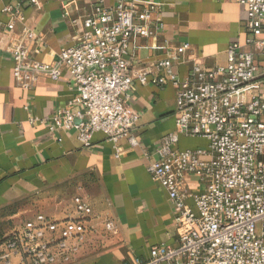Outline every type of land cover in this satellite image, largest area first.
<instances>
[{
  "label": "built area",
  "instance_id": "obj_1",
  "mask_svg": "<svg viewBox=\"0 0 264 264\" xmlns=\"http://www.w3.org/2000/svg\"><path fill=\"white\" fill-rule=\"evenodd\" d=\"M24 2L39 8L38 0L1 8L8 22L0 25V34L3 27L10 29L8 52L17 85L30 89L37 78L56 81L66 71L76 92L50 119L52 135L75 129L80 145L88 148L100 132L111 143L127 138L134 146L136 116L127 104L132 82L171 85L175 91L176 132L161 139L147 171L172 203L177 244L154 246L147 260L124 264H264V0H234L246 8V39L229 44L225 66L206 68L190 58V71L180 78L173 68L185 62L190 45L162 44L150 47L166 55L150 80L147 73L127 74L141 48L138 41L162 29V5L116 0L107 7L99 0L86 15L75 17L77 1L59 0L61 18L79 34L47 66L29 57L36 35L24 24ZM16 22L22 24L18 31ZM72 106L81 109L71 111ZM179 135L205 139L208 150L174 149ZM185 175L195 176L204 190L197 195L182 190ZM73 202L76 218L55 221L38 214L0 239V264L15 256L18 264L68 262L86 239V219L92 217L88 205L79 198ZM102 226L108 234L117 233L111 219Z\"/></svg>",
  "mask_w": 264,
  "mask_h": 264
},
{
  "label": "crops",
  "instance_id": "obj_2",
  "mask_svg": "<svg viewBox=\"0 0 264 264\" xmlns=\"http://www.w3.org/2000/svg\"><path fill=\"white\" fill-rule=\"evenodd\" d=\"M76 1L78 11L74 16L78 17L86 15L99 0ZM102 1L107 7L116 3V0ZM145 1L162 5L163 27L154 28V36L138 41L141 48L127 74L131 77L135 72L147 73L148 80L158 75L156 64L166 55L150 49L152 46L166 44L173 48L188 43L190 51L184 57L185 62L173 68L180 78H185L191 60L200 61L206 68L223 67L229 44L245 42L246 8L234 0ZM16 2L0 0V25L8 22L1 8ZM38 3L39 8L22 3V14L25 26L36 35L29 57L33 62L48 66L62 48L75 43L79 30L69 27L61 18L59 0H38ZM21 25L16 22L14 30L18 31ZM2 29L0 211L16 210L13 218L28 214L25 222L38 214L61 221L77 217L75 198L88 205L92 217L86 219L89 228L86 239L68 262L56 259L54 264H124L134 259L147 260L154 246H176L172 203L147 171L156 159L161 139L176 132L173 87L141 86L133 81L127 104L136 116L131 133L136 145H131L127 138L111 143L98 132L93 135L91 145L83 148L75 129L53 135L48 130L52 116L65 108L76 94L69 74L63 71L56 81L39 77L30 89L20 88L8 52L10 29ZM190 58V62H186ZM174 149L207 151L208 143L201 137L179 135ZM183 181L182 190L191 195L204 190V185L193 175H185ZM192 202V199L187 200L191 207ZM105 219L115 223V235L104 230ZM18 263L20 258L15 256L8 264Z\"/></svg>",
  "mask_w": 264,
  "mask_h": 264
},
{
  "label": "rangeland",
  "instance_id": "obj_3",
  "mask_svg": "<svg viewBox=\"0 0 264 264\" xmlns=\"http://www.w3.org/2000/svg\"><path fill=\"white\" fill-rule=\"evenodd\" d=\"M15 211L9 209L0 211V238L14 228L21 226L29 218L28 214L18 215L16 216L17 218H13L12 216L15 214Z\"/></svg>",
  "mask_w": 264,
  "mask_h": 264
}]
</instances>
